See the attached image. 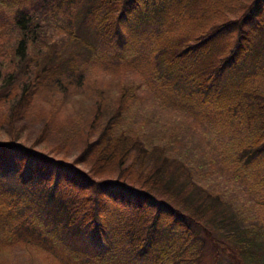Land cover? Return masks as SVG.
<instances>
[{"label": "trees", "instance_id": "trees-1", "mask_svg": "<svg viewBox=\"0 0 264 264\" xmlns=\"http://www.w3.org/2000/svg\"><path fill=\"white\" fill-rule=\"evenodd\" d=\"M82 1L74 20L104 43L136 40L150 27L140 35L151 39L148 52L184 120L140 115L136 89L126 86L103 116L108 105L94 88L86 100L102 130L94 139L82 131L77 161L58 158L71 139L48 141L57 111L36 127L33 96L71 59L52 36L70 0H0V264L13 263L12 248L27 255L21 264H219V241L208 248L190 221L237 251L242 262L231 264H264V177L254 173L264 154V0ZM230 73L243 77L222 84ZM219 149L214 174L237 183L234 197L222 198L213 181L200 185L189 168L197 152L212 162ZM244 192L253 196L245 205ZM74 235L95 245L77 247Z\"/></svg>", "mask_w": 264, "mask_h": 264}, {"label": "rangeland", "instance_id": "rangeland-1", "mask_svg": "<svg viewBox=\"0 0 264 264\" xmlns=\"http://www.w3.org/2000/svg\"><path fill=\"white\" fill-rule=\"evenodd\" d=\"M82 5V0H70V3L63 11L64 13H60L61 17L59 16L58 19L53 20V23L51 21L54 30L52 31V36L54 41L57 42L59 51H61L66 58L68 56V58L71 57V59L68 64L64 63L65 65L58 68L56 72L57 78L48 82L43 88L38 89L33 96L34 104L38 105L36 108L37 110L34 109V112L35 110L36 112L34 113V117H32L36 127H38L37 124H39L40 121L44 120L43 116L46 115L48 109L52 108L54 111H57V114L51 123L52 126L50 128L48 141L52 144L58 139H71V141H69L70 145L68 151L62 150L58 154V158L63 157V155L69 156L68 159L70 162L77 161L79 157L78 155L81 153V150L78 149H80L79 141L81 140L82 131H90L89 135L91 139H94L96 133H99L104 126L105 121L103 119L99 124L91 125V119L95 116V112L89 107H94V102L86 100V98L88 96L93 99L96 98L94 88H99L101 90L102 100L108 105L105 110V107L101 110V115L103 116L111 113V108L114 107L116 98L118 97L120 90L119 87L126 86L130 88L134 87L136 89L134 94L138 95L135 99V104L140 115H154L155 118L162 120L166 119V121L172 124L176 123L180 117V119L183 118L184 120L183 116L176 114V99L175 97L171 98L167 96L163 80L160 79L156 70V59H154V57L148 52L151 39L146 35H140L141 33L148 34L150 27L145 26L140 29L137 34L134 33L138 37L136 40L131 35L125 34L117 41L115 40V42L104 43L103 41L95 39L94 36L91 35L89 29L90 26L86 24L85 20H79L78 22L74 20L77 11ZM64 27L68 28L70 32H73L78 41L76 40L70 43L71 39L68 37V33H63ZM83 43L93 45L96 53L92 54L88 47H85ZM67 45L69 46L66 49ZM261 66H264V60H262ZM255 72V70H250L249 74H254ZM260 72L264 73V70H261ZM239 78L230 73L222 84L227 82H238L240 81ZM258 84L260 87L264 88V85L261 84V80H258ZM176 117H178V119ZM189 123L191 124V122ZM33 129H35V127H33ZM149 135L153 137L156 136L153 133H150ZM217 151L220 154L218 156L210 151V155L219 158L216 160L210 159L212 162H209L207 158H202V154H199L201 152H197V161H190L191 167L189 168L193 170V173L196 176H199L201 182L200 185L205 186V184L213 181L218 184V191H220L222 198H225L226 195L234 197L235 193L233 189H238L237 183H233L223 170L218 173L219 175L214 174V172L217 173L218 171L217 167L219 163L222 164L220 149ZM90 162L91 158L86 157L84 165L81 164L79 167L86 168ZM257 165V172L254 173L257 175V179H260L264 177V154L263 159L260 160V163ZM207 166H209L210 169H213V172L211 171L213 174L209 175L208 171L210 169L208 170L206 168ZM196 168H200L201 170L198 171ZM206 175H208V177H206ZM224 182H227L229 185L223 184ZM12 183L11 178L7 184L11 186ZM17 193H20V191ZM24 194L27 196L29 202L32 203L38 201L40 203L39 198L33 194ZM241 195L240 201H242L243 205L249 203L253 199V196L246 192ZM259 196L260 194L255 191L254 197L258 198ZM246 210L247 209L245 208L242 211L246 213ZM250 210L254 213H260L258 206L250 205ZM190 225L197 233H199L202 240L208 245V248L212 249L213 247L210 239H215L216 243L219 241L220 244H218L221 248L220 251L221 254H223L220 258L221 262L219 264H231L230 260L227 258L231 259L232 257H235L237 261L242 262V259L238 257L237 251L226 246L217 231L209 228L206 230L202 226L191 221ZM72 243L83 249L95 245L90 236L83 237V235H74ZM13 249L14 248L10 251L12 255V259H9L10 263L11 261L13 262L12 264L23 263L27 255L23 250L16 248V251V249Z\"/></svg>", "mask_w": 264, "mask_h": 264}]
</instances>
